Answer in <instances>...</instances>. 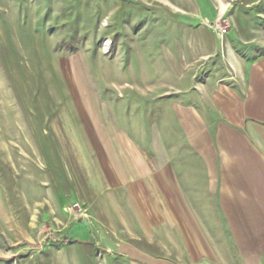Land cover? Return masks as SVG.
I'll list each match as a JSON object with an SVG mask.
<instances>
[{
  "label": "rangeland",
  "instance_id": "rangeland-1",
  "mask_svg": "<svg viewBox=\"0 0 264 264\" xmlns=\"http://www.w3.org/2000/svg\"><path fill=\"white\" fill-rule=\"evenodd\" d=\"M262 43L264 0H0V264H264V229L191 222L193 253L186 221L141 220L164 191L106 174L122 135L184 167L185 117L233 127Z\"/></svg>",
  "mask_w": 264,
  "mask_h": 264
},
{
  "label": "crops",
  "instance_id": "crops-1",
  "mask_svg": "<svg viewBox=\"0 0 264 264\" xmlns=\"http://www.w3.org/2000/svg\"><path fill=\"white\" fill-rule=\"evenodd\" d=\"M247 68L246 107L249 112L244 117L234 116L233 127L217 124L211 135L199 118L191 115L184 118L185 134L196 150L185 153L184 167L167 161L150 164L144 152L131 145L132 141L126 135L121 137L123 149L119 155L112 154L107 163L106 174L112 184L122 182L123 188L129 190L153 188L164 191L166 204L161 199L151 201L148 194L144 199L147 192L138 194L143 196L137 198L141 220L186 221L193 253L213 250L208 236L199 227H192L191 222H238L243 230L235 234L236 237L248 233L249 229H264V115L256 113L264 110V52ZM225 105L226 102L223 110L227 108ZM238 106V109L242 108ZM195 157L200 165L193 163ZM195 175H200L201 183L198 184ZM199 190L201 193L196 195L200 198L202 211L211 216L208 219L198 216L199 200L192 199V192ZM165 214L168 217L164 218Z\"/></svg>",
  "mask_w": 264,
  "mask_h": 264
}]
</instances>
